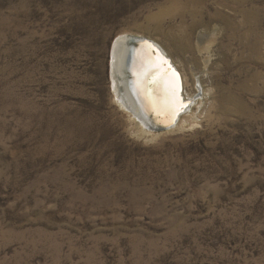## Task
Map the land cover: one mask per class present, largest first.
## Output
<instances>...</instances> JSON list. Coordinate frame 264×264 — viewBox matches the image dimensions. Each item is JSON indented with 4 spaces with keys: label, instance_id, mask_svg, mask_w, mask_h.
Returning <instances> with one entry per match:
<instances>
[{
    "label": "rangeland",
    "instance_id": "obj_1",
    "mask_svg": "<svg viewBox=\"0 0 264 264\" xmlns=\"http://www.w3.org/2000/svg\"><path fill=\"white\" fill-rule=\"evenodd\" d=\"M170 2L0 0V264H264V0L229 8L246 38L212 19L192 53L150 20ZM121 35L181 71L179 126L121 108Z\"/></svg>",
    "mask_w": 264,
    "mask_h": 264
},
{
    "label": "bare ground",
    "instance_id": "obj_2",
    "mask_svg": "<svg viewBox=\"0 0 264 264\" xmlns=\"http://www.w3.org/2000/svg\"><path fill=\"white\" fill-rule=\"evenodd\" d=\"M206 1L207 0H171L169 7H165L161 9V11L157 15L151 17L150 20L153 21L155 24L154 29L156 33L164 38L165 42H167V44L169 45L171 49L175 48V49H179L181 52H184V53L185 52L192 53L194 51L193 40H194L195 29L200 25H205L206 27H208L212 19L221 21V23L224 24V27L228 30V32L231 33L232 38L235 36H240L243 39L246 38L248 32H240V30H242L241 27L246 23V21L249 20L250 13H248L246 10L239 9L240 16L243 18V21L240 20L237 22H235L232 16L229 15V11L231 7H233L234 4L242 5V3L245 0H215L213 4H216L217 7L220 9L219 10L216 9L217 11L212 16H210L209 21L204 20L202 17L203 15L201 16L203 10L207 9ZM209 1L210 0H208V2ZM199 9H201V11H199ZM188 17H190L189 23H187ZM167 19H170L171 22L168 23L167 30L164 31L163 28L167 24ZM177 20L181 21V22L179 21V25L176 24ZM142 38L145 39L147 37H142ZM205 40L206 38L203 34L198 36V43L196 45L199 47L200 53H204L210 50V47L202 46L205 43ZM155 44L161 48L162 53L165 56L171 58V56L167 54L158 43L155 42ZM128 51H129V46L126 45L125 40H121L120 42H118L114 46V50H113V53H114L113 66H112L113 76L114 78L117 77V80H118L116 84V87H117L116 91H118L119 93L122 92V95H123V97L122 96L118 97V101L120 102L121 108L128 111V113H131L132 117L134 119H138V123H140L147 129L148 119L145 117V111H144L146 110V108L143 105V103L140 101L137 105L136 100L128 87L129 85H128V80H127V75L125 72V61H126V56L128 54ZM141 57H143V54H141ZM171 60H172L171 63L174 64L176 69L181 74L179 76H180V81H181L182 100L184 102L191 103V100H189L191 97L187 96L184 91V81H183L182 73L177 68L172 58ZM209 61H210L209 58L205 59V62H204L205 68L209 65ZM114 72H116V75H114ZM172 79L173 78L171 76L170 77L167 76L165 79L160 78V81H161L160 85L158 87L153 85L152 87L153 90H157V92L161 96L158 95L157 92H155V94L153 95V93H150L152 92V90H149V92L146 90L147 80L144 79L145 81H142L141 83L138 84L139 92L142 93V95H145V91H146L145 105L147 106L148 110L150 106H153L155 109H157V111H160L161 109H163V106L164 107L168 106L166 104L167 100L174 97V93L171 90L174 87L172 86V81H173ZM118 82L120 83V85L118 84ZM169 91H171L172 94ZM127 103L130 104L131 110H128L126 108ZM189 105L190 104L185 105V110H184L185 112L183 114L190 112L192 105L188 108ZM182 115L179 117L180 119L174 127H177L180 125Z\"/></svg>",
    "mask_w": 264,
    "mask_h": 264
},
{
    "label": "water",
    "instance_id": "obj_3",
    "mask_svg": "<svg viewBox=\"0 0 264 264\" xmlns=\"http://www.w3.org/2000/svg\"><path fill=\"white\" fill-rule=\"evenodd\" d=\"M121 36L122 37L118 36L120 38L117 37L115 39L112 50H114V46L121 40H125L126 45L129 46V51L125 61V72L127 75L128 87L134 96L137 105L140 101L146 108L144 111L145 117L148 119L147 129L159 132L173 128L179 121V117L185 112V105L190 104V102H184L182 100L181 81L179 76L181 75L180 72L176 69L174 64L171 63V58L165 56L162 53L161 48L156 45L153 40L132 35ZM141 54H143V57H141ZM165 61H167V64H165ZM114 75H116V72H114ZM167 76H171L173 78L172 86L174 87L171 90L174 93V97L168 99L166 103L168 106H163V109L160 111H157V109L153 106H150L148 110L145 105L146 91L145 95H142V93L139 92L138 84L147 80L146 90L148 92L149 90H152L150 93H153L154 95L157 90H153V85L158 87L161 83L160 78L165 79ZM112 78L114 82L113 86L116 91V84L118 80L117 77L114 78L113 71ZM118 84L120 85L119 82ZM169 92L171 93V91ZM116 93L119 97H123L122 92L119 93L116 91ZM157 94L160 95L158 92ZM126 108L131 110L130 104L127 103Z\"/></svg>",
    "mask_w": 264,
    "mask_h": 264
},
{
    "label": "snow or ice",
    "instance_id": "obj_4",
    "mask_svg": "<svg viewBox=\"0 0 264 264\" xmlns=\"http://www.w3.org/2000/svg\"><path fill=\"white\" fill-rule=\"evenodd\" d=\"M165 64H167V61H165Z\"/></svg>",
    "mask_w": 264,
    "mask_h": 264
}]
</instances>
